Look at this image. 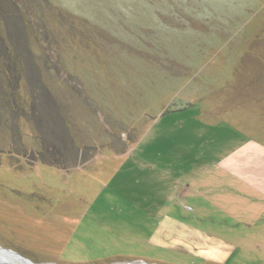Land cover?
I'll list each match as a JSON object with an SVG mask.
<instances>
[{
    "label": "rangeland",
    "instance_id": "rangeland-1",
    "mask_svg": "<svg viewBox=\"0 0 264 264\" xmlns=\"http://www.w3.org/2000/svg\"><path fill=\"white\" fill-rule=\"evenodd\" d=\"M248 137L264 0H0V247L264 264V195L220 166Z\"/></svg>",
    "mask_w": 264,
    "mask_h": 264
},
{
    "label": "crops",
    "instance_id": "crops-1",
    "mask_svg": "<svg viewBox=\"0 0 264 264\" xmlns=\"http://www.w3.org/2000/svg\"><path fill=\"white\" fill-rule=\"evenodd\" d=\"M262 143L248 137L236 151L225 155V160L221 162L220 166L227 169L225 173H231L237 177L240 176L247 185L249 184L256 189L255 191L264 195V143ZM258 166L260 167V172H258ZM238 168L244 170L237 173L235 169L237 170Z\"/></svg>",
    "mask_w": 264,
    "mask_h": 264
},
{
    "label": "bare ground",
    "instance_id": "bare-ground-1",
    "mask_svg": "<svg viewBox=\"0 0 264 264\" xmlns=\"http://www.w3.org/2000/svg\"><path fill=\"white\" fill-rule=\"evenodd\" d=\"M14 259L16 260V262H13ZM0 264H36V263L0 247Z\"/></svg>",
    "mask_w": 264,
    "mask_h": 264
},
{
    "label": "water",
    "instance_id": "water-1",
    "mask_svg": "<svg viewBox=\"0 0 264 264\" xmlns=\"http://www.w3.org/2000/svg\"><path fill=\"white\" fill-rule=\"evenodd\" d=\"M3 249H6V250L9 251V252H13V253L17 254L18 256H21V257H23V258H25V259H27V260H30L29 258L24 257L23 255H21L20 253L14 251V250H12V249H8V248H3ZM30 261H31V260H30ZM32 262H33V261H32ZM144 263H145V264H158V263H148V262H146V261H144Z\"/></svg>",
    "mask_w": 264,
    "mask_h": 264
}]
</instances>
